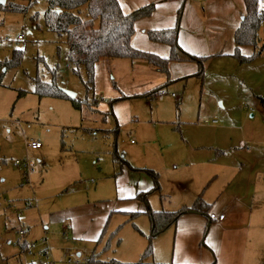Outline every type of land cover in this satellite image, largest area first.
I'll list each match as a JSON object with an SVG mask.
<instances>
[{
	"label": "rangeland",
	"instance_id": "374dc122",
	"mask_svg": "<svg viewBox=\"0 0 264 264\" xmlns=\"http://www.w3.org/2000/svg\"><path fill=\"white\" fill-rule=\"evenodd\" d=\"M259 3L264 11V0ZM46 8L47 0H36L24 13L0 12V63L15 51L21 55L16 67L1 69L0 264H167L162 236L145 255L150 223L139 192L149 191L151 210L174 212L164 209L194 190L195 176H247L248 170L264 176V26L261 55L248 64L230 57L233 51L195 54L208 57L197 78L189 74V68L197 72L194 63L171 62L166 76L143 61L101 59L89 83L84 68L66 60L64 37L45 28ZM237 9L244 14V6ZM36 80L73 93L80 109L69 100L39 99ZM211 126H225L222 134L236 148L228 150L225 141L207 145L201 129ZM30 141L43 148L27 149ZM148 172L157 176V191ZM75 205L82 206L73 218L55 221Z\"/></svg>",
	"mask_w": 264,
	"mask_h": 264
},
{
	"label": "crops",
	"instance_id": "0c3cea01",
	"mask_svg": "<svg viewBox=\"0 0 264 264\" xmlns=\"http://www.w3.org/2000/svg\"><path fill=\"white\" fill-rule=\"evenodd\" d=\"M128 1L133 3V7L128 9L126 6L123 10L122 4ZM137 1L139 0H118L125 14L144 6V3L136 5ZM147 4H153L154 11L149 17L142 18L134 24V35L131 39V46L134 49L168 58L169 47L149 40L146 31L174 27L179 6L182 4L177 41L184 52L209 55L211 58L215 57L217 52L231 54L234 51L233 34L243 15L240 16L237 8L244 6L243 0H152ZM259 8L261 9L260 3ZM228 43L231 50L225 51ZM246 49L249 47L240 48V52L244 55L252 54L253 50L250 49L247 53ZM189 70L190 76L195 74V68ZM154 97H157V94ZM214 124L216 123L211 125ZM201 130L202 138L209 140L207 145L221 146L225 141L229 145L228 150L236 148V143L232 140L227 142L231 136L222 134L226 130L225 126L203 127ZM242 138L238 135L239 141ZM239 143L237 147L241 148ZM198 147L195 146L194 150ZM42 148L41 144V147L34 151ZM215 155L223 156L224 152L216 151ZM262 160L258 159L256 162ZM248 161L247 157L242 158L244 164L241 163L240 167L246 168ZM190 180L192 182L193 177ZM55 181L60 182L59 179ZM194 183L197 185L194 190L185 194V189L180 195V200L164 209L175 212L192 206L198 199L204 204L198 213H186L175 225L156 237L160 239L158 237L162 236L161 239L166 241L164 247L170 254L167 264H264V176H252L248 170L247 176H195ZM177 184L183 190L181 183ZM82 205L60 210L54 216L55 221L63 223L68 218H73V214ZM201 212H206L207 215ZM209 214L224 215V219L209 220ZM62 229L69 230L70 235L76 232L71 226L69 228L64 226ZM92 253L93 251L90 252Z\"/></svg>",
	"mask_w": 264,
	"mask_h": 264
},
{
	"label": "trees",
	"instance_id": "16d2710c",
	"mask_svg": "<svg viewBox=\"0 0 264 264\" xmlns=\"http://www.w3.org/2000/svg\"><path fill=\"white\" fill-rule=\"evenodd\" d=\"M35 2L36 0H5L4 5H0V12L24 13ZM243 5L244 14L241 16L239 25L233 34L234 51L231 55L241 65L248 64L261 55L262 49H259V23L264 18V11L259 8V0H243ZM153 11L154 5L149 4L125 14L122 12L118 0H47L44 25L48 31L64 37L67 48L66 60L75 70L83 67L89 83L92 82L94 67L101 59L143 61L156 72L166 76L169 75L168 68L171 62H191L197 65V72L194 76L202 78L204 61L208 57H197L184 52L180 48L177 41L180 11L177 14L174 27L158 31H146L149 40L169 47L168 58L142 52L131 46L134 24L142 18L149 17ZM242 47L252 48V54L243 56L240 52ZM20 60L21 55L15 51L11 60L3 64L0 63V85L1 69L3 67H16ZM33 93L39 99L48 97L69 100L76 110L81 107L79 101L66 96L54 81L44 83L36 80ZM23 94V92H19L18 97L23 96ZM156 94L157 91L154 95ZM148 173H150L149 175H151L153 181V190L157 191V176L152 172ZM148 195L149 191H144L139 192L136 197L140 198L146 206L144 214L149 220L151 229L145 255L151 256V245L157 236L175 225L178 219L186 213H198L200 207L204 204L198 199L192 206L175 212H155L147 205ZM201 213L207 215L206 212ZM107 224L103 227L96 241L97 244L102 242ZM93 256L94 252L91 254L89 262H95Z\"/></svg>",
	"mask_w": 264,
	"mask_h": 264
},
{
	"label": "built area",
	"instance_id": "2783aa9c",
	"mask_svg": "<svg viewBox=\"0 0 264 264\" xmlns=\"http://www.w3.org/2000/svg\"><path fill=\"white\" fill-rule=\"evenodd\" d=\"M259 25L264 26V18L260 21ZM22 39H23L22 36L17 37V40H22ZM213 123H216V121H213ZM25 146L27 149L36 150V149H39L41 147V143L38 141H30V142L25 143ZM15 165L19 166L21 164L19 162H15ZM23 167L26 170H30V169H32L33 165H32V163H27L26 165L24 163ZM215 219L218 221H222L224 219V215L216 216L214 214H209V220H215ZM24 235H25V231L19 230L18 236L20 238H23ZM87 252H89V251H87ZM68 262H70V261H68Z\"/></svg>",
	"mask_w": 264,
	"mask_h": 264
},
{
	"label": "water",
	"instance_id": "95a60500",
	"mask_svg": "<svg viewBox=\"0 0 264 264\" xmlns=\"http://www.w3.org/2000/svg\"><path fill=\"white\" fill-rule=\"evenodd\" d=\"M5 3V0H0V5H4ZM65 93L66 96H68L69 98L73 99L75 98V95L71 92H68V91H63Z\"/></svg>",
	"mask_w": 264,
	"mask_h": 264
}]
</instances>
